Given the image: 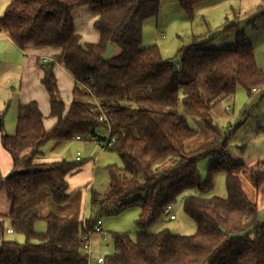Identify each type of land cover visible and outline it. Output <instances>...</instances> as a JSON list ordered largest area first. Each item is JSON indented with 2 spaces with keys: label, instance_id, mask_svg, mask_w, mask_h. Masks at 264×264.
Wrapping results in <instances>:
<instances>
[{
  "label": "trees",
  "instance_id": "obj_1",
  "mask_svg": "<svg viewBox=\"0 0 264 264\" xmlns=\"http://www.w3.org/2000/svg\"><path fill=\"white\" fill-rule=\"evenodd\" d=\"M208 1L179 0V5L193 17L194 9ZM161 2L10 0L0 30L21 49L50 47L61 49V54L53 62L40 63L50 117L57 119L52 129L45 128V116L36 101L19 107L15 135L7 134L5 112L0 114L1 142L13 160L11 176L0 182L11 211L0 217L8 218L9 229L25 238L23 244L6 240L0 225V264H89L84 237L94 222L61 219L50 213L44 218L47 230L40 233L35 228L41 220L36 210L23 218L14 213L44 188L50 190L56 205L70 200L67 179L84 163L35 164L34 159L51 141L69 142L77 136L105 140L97 135L99 128L108 133L107 125L97 120L103 113L110 125L109 137L115 139L109 150L120 156L123 166L107 167L109 188L104 194L93 192L91 203L112 204L119 210L138 206L140 234L136 240L129 234L113 235L115 252L101 257V264H264L261 210L244 191L240 178L248 174L257 187L264 185V160L252 168L227 160L224 151L218 152L223 137L211 117L239 86L249 95L262 90L264 72L237 22L221 29L237 28L234 49L209 48L204 36L194 37L172 59L164 58L157 45L143 48L144 23L159 16ZM82 7L97 17L94 28L99 41L95 44H83L76 33L73 11ZM110 44L114 50L105 60ZM57 63L75 80L68 111L54 73ZM180 104L201 116L206 130L214 135L212 140L187 150L198 132L176 111ZM209 155L217 158L202 183L198 163ZM222 171L227 197L203 196ZM180 197L184 211L196 223V233L183 236L166 228L150 231Z\"/></svg>",
  "mask_w": 264,
  "mask_h": 264
},
{
  "label": "rangeland",
  "instance_id": "obj_2",
  "mask_svg": "<svg viewBox=\"0 0 264 264\" xmlns=\"http://www.w3.org/2000/svg\"><path fill=\"white\" fill-rule=\"evenodd\" d=\"M253 0L248 1L249 5ZM226 0H210L209 6H197L194 9L193 17L179 9V0H162L161 14L159 15L160 24H156V18L147 20L143 26L144 41L142 47L149 45L151 42L157 45L164 58H175L182 47L190 45L196 36H204L209 42L207 46L212 49L224 50L235 48V30L222 31L224 26H228L233 22H237V26L244 33H247L248 40L253 44L258 67L264 72V15L260 9L261 16L253 15L239 20L238 4L226 3ZM216 5V6H214ZM229 5V6H228ZM214 6V7H213ZM226 7V8H224ZM74 13L78 24V32L83 40L89 42L91 33L95 32L94 22L96 16L89 8L82 7ZM225 11V12H224ZM221 13H225L224 16ZM219 17L221 21H219ZM226 17V19H225ZM225 19V20H224ZM224 25L218 29V25ZM83 26V27H82ZM150 42L149 44H147ZM118 52V50L116 49ZM179 114L184 115L189 121L191 127L198 132V136L187 144V150H192L214 138V135L206 130L201 116L187 111L182 104L176 110ZM211 117L216 126H218L223 139L218 152L224 151L226 159L234 162L246 164L249 168L254 167L258 162L264 160V88L253 94L249 93L241 86L237 88L235 95L222 104L217 106L212 112ZM90 137H84L82 143L77 141H69L63 150L64 142H57L55 145L51 141L44 148L48 154L61 155L67 161H76L77 154L83 159L85 165L89 162V150H93L92 157H96L95 172L91 174L85 173L81 179L85 178L84 192L88 193L86 217L91 222L101 220L103 229L107 234L106 241L104 236L93 234L91 237V250H86L89 255V264H98L99 257L111 256L115 252L113 235L129 234L132 239L136 240L140 234L136 221L140 215L138 206H132L119 210L115 205L98 204L93 206L91 203L92 189L98 193L104 194L109 187V173L107 167L117 165L122 167L120 156L114 151H104L91 141ZM225 142V143H224ZM90 144V145H87ZM92 146V147H90ZM88 148H90L88 150ZM96 148V152L95 149ZM216 156L209 155L201 159L198 163L202 183H206L210 165L216 161ZM78 161V160H77ZM244 191L248 197L257 203L260 210H264V185L257 187L250 175H240ZM88 179V180H87ZM87 180V181H86ZM92 182L89 189L86 186ZM93 185V188H91ZM89 190V191H88ZM217 195L222 198L227 197L226 190V174L218 172L212 181V189L206 191L203 196L211 197ZM173 205L172 213L176 216V220H170L165 216L161 222L152 227L150 231L166 228L174 234L189 236L197 231L196 223L190 218L183 208V197H180ZM8 214V213H7ZM3 223L5 239L19 244L25 243V238L18 234H7L6 231L11 227L6 220H0ZM36 230L40 233L46 232L47 225L45 221H38Z\"/></svg>",
  "mask_w": 264,
  "mask_h": 264
},
{
  "label": "crops",
  "instance_id": "obj_3",
  "mask_svg": "<svg viewBox=\"0 0 264 264\" xmlns=\"http://www.w3.org/2000/svg\"><path fill=\"white\" fill-rule=\"evenodd\" d=\"M226 1H227L226 3H230V6L228 5L229 7L233 6V4H238L239 13L237 14H239L238 18L240 21H242V19L244 18L253 15L261 16V13L259 11L260 9H264V5H263L264 0H253L250 3V5L248 2L250 0H226ZM9 3L10 0H0V19L4 16ZM202 5L209 6L208 3H203L200 4L199 6ZM161 9H162V2H161L160 12ZM179 9H181V7ZM75 11H73V20H74ZM262 12H264V10H262ZM160 14L161 13H159V15ZM224 14L225 13H221L222 16H224ZM84 15H88V14H86V12L85 14H81V16L83 17L80 18L81 20L84 19ZM262 15H264V13H262ZM158 17L156 18L157 19L156 24H160ZM80 19L77 22L76 20H74V24H75L76 33L81 36V34L78 32V24ZM219 21H221L220 17H219ZM224 23L225 21H223L222 25H218L219 27L216 31H219L220 30L219 28H221L224 25ZM246 34L247 33H244L245 37L248 40ZM81 38L83 44H95L99 41V33L98 34L95 32L91 33L89 39L91 43L83 40L82 36ZM143 41H144V32H143ZM249 42L251 43V41ZM149 43L150 42H148L147 44ZM153 45L155 44L151 42L149 45L145 44L143 48H147ZM60 54H61V49L58 48L29 47L26 49H21L11 40V38L7 33L0 30V114L5 112V130L7 134L15 135L19 107L21 105L28 104L31 101H36L39 104V107L43 115L45 116L44 124L47 130L52 129V127L56 124L57 119L50 117L51 110H50L49 95L42 83L44 78V72L42 70V67L40 66V63L42 62L43 65L46 63L53 62L55 58H57ZM54 73L57 78L60 97L65 103L66 111H68L73 102V90L75 87V80L73 79L72 75L65 69V67L59 63L55 65ZM97 135L101 138L108 137V133L105 128H99L97 130ZM73 141L82 143L83 138L81 140L75 138ZM54 143L55 145H58L56 144L57 142ZM66 143L63 144V150L66 147ZM46 145H48V143ZM46 145L41 149V154L34 159L35 164H51L66 160L65 157L61 155H55V154L47 155V153L44 150ZM96 145L97 144H95V146ZM97 146L100 147L99 145ZM89 149L90 148H88V150ZM94 149L96 152V148ZM88 154L89 155L87 156L92 159H86V160L92 162H89L86 165L84 164L78 173L69 176L67 179L69 184L68 193L71 195V197L66 204L60 206L54 204L50 190L44 188L38 193V195L29 199L21 206L17 207L14 215L17 218H23L29 211L36 210L41 219L39 221H44V218H46L50 213L57 215L61 219H70L75 221L88 220L86 217L88 193L84 192L85 188L83 189L84 185L88 183H85V178L84 179L81 178L83 177V175H85V173L89 175L92 172H95L94 167L96 164V157H97V156L95 158L92 157L94 154L93 150H89ZM74 160L82 161L83 159H80V154L78 153L76 159ZM12 169H13V160L10 154L3 148L1 142V136H0V182H3L6 179L7 175L11 173ZM91 184L92 182H90L89 185L86 186V189H89ZM91 188H93V185ZM91 192L93 193L96 191L92 189ZM10 211H11V204L8 200L6 191L4 189H0V216H8ZM5 220L10 223L8 218H6ZM260 220L261 222H264V210H261L260 212ZM102 228H103V223H102ZM7 234H15V233H8L7 231Z\"/></svg>",
  "mask_w": 264,
  "mask_h": 264
},
{
  "label": "built area",
  "instance_id": "obj_4",
  "mask_svg": "<svg viewBox=\"0 0 264 264\" xmlns=\"http://www.w3.org/2000/svg\"><path fill=\"white\" fill-rule=\"evenodd\" d=\"M254 92H256V90H254ZM97 120H98V122L100 124L107 125V127H108V137L105 140H103V141H100V139L97 138L96 136H92L90 138L92 139V141L95 144L100 146L101 150L107 151L113 146V144L115 142V139L109 137L110 136V125H109V122L107 121L106 117L104 116V113L100 117H98ZM76 139L81 140L82 137L81 136H77ZM218 161L221 162L222 158H220ZM172 211H173V205H169L165 209V215L168 216V218L170 220H175L176 216L172 213ZM8 233H13V229H8ZM93 234L102 235V236H104V240L107 239V234L102 229V221L101 220H97L96 222H94V227H93L92 231L87 233L85 235V237H84V240L86 241V243L84 245V249H86V250L89 249V252L91 250L90 244H91V237H92ZM97 261H98V264H101L103 262V258H98Z\"/></svg>",
  "mask_w": 264,
  "mask_h": 264
},
{
  "label": "water",
  "instance_id": "obj_5",
  "mask_svg": "<svg viewBox=\"0 0 264 264\" xmlns=\"http://www.w3.org/2000/svg\"><path fill=\"white\" fill-rule=\"evenodd\" d=\"M114 50V46L112 44L108 45L105 54L103 55V59L107 60L109 59L110 55L112 54ZM174 63H176V61H174ZM11 176V174H9L7 176V178H9ZM224 232V230H222Z\"/></svg>",
  "mask_w": 264,
  "mask_h": 264
}]
</instances>
